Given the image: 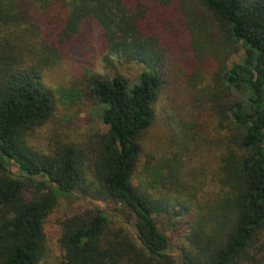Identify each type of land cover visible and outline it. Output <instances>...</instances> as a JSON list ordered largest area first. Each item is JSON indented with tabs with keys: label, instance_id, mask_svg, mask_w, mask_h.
<instances>
[{
	"label": "trees",
	"instance_id": "16d2710c",
	"mask_svg": "<svg viewBox=\"0 0 264 264\" xmlns=\"http://www.w3.org/2000/svg\"><path fill=\"white\" fill-rule=\"evenodd\" d=\"M77 47L141 69L49 87ZM80 100L105 129L37 146ZM77 197L113 209L60 221L56 253ZM0 264H264V0H0Z\"/></svg>",
	"mask_w": 264,
	"mask_h": 264
},
{
	"label": "rangeland",
	"instance_id": "374dc122",
	"mask_svg": "<svg viewBox=\"0 0 264 264\" xmlns=\"http://www.w3.org/2000/svg\"><path fill=\"white\" fill-rule=\"evenodd\" d=\"M77 47L71 53L70 59L61 63L54 70L46 74V83L49 87H63L68 89L72 83L79 81L80 79L87 78L89 74L99 73L101 75H115L120 74L126 76L130 79H133L138 72L140 67L135 64L126 65L123 62L115 61L107 66L102 63L100 57L97 58V53L89 50H84ZM82 53H80V52ZM100 54V53H98ZM102 56V55H99ZM165 105L164 99L159 103L158 112H162V108ZM104 128L97 117V109L90 104L83 103V100H80L78 105L73 106L68 109L63 106H57V110L54 113V117L51 122L45 126L42 130L37 132L36 145H48L49 139L52 135L66 131L67 133L71 132L74 134H83L86 131L97 130V128ZM162 126L160 124L156 125L154 129L148 134L146 138L147 151L148 153H161L166 151L163 142L160 141L159 135L161 133L160 129ZM13 172H17V168H12ZM94 206H99L102 209L110 212L113 207L109 202L106 201H94L89 198L77 197L72 200H63L59 201L57 208L49 216L45 222V233L48 238L51 248L57 253L58 244L57 241L60 236V226L59 222L77 213L85 208H92ZM167 232L169 238L172 239L171 253L174 256H177L179 253L180 239L179 232H172L168 228H164ZM183 231V228H181Z\"/></svg>",
	"mask_w": 264,
	"mask_h": 264
}]
</instances>
